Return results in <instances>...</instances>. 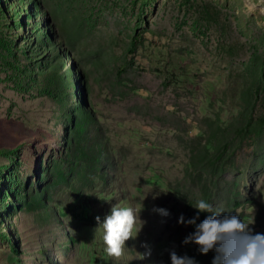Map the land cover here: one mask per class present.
Here are the masks:
<instances>
[{
	"label": "rangeland",
	"instance_id": "rangeland-1",
	"mask_svg": "<svg viewBox=\"0 0 264 264\" xmlns=\"http://www.w3.org/2000/svg\"><path fill=\"white\" fill-rule=\"evenodd\" d=\"M199 199L264 233V0H0V264H159Z\"/></svg>",
	"mask_w": 264,
	"mask_h": 264
},
{
	"label": "clouds",
	"instance_id": "clouds-1",
	"mask_svg": "<svg viewBox=\"0 0 264 264\" xmlns=\"http://www.w3.org/2000/svg\"><path fill=\"white\" fill-rule=\"evenodd\" d=\"M192 206L197 210L195 216L185 218L181 214L178 218V223L194 226V231L184 238L183 244L195 243L199 251L205 254L215 250L212 264H264V233H254L251 224L241 219L238 213L214 209L212 204L203 199L197 200ZM141 209L114 203L102 221L99 216L95 218L98 225H102L103 241L110 256L119 257L126 241L134 238L133 230ZM153 211L163 216L169 215L164 208H154ZM200 213L208 215L197 223ZM150 254L149 249L146 255ZM169 254L171 264H194L192 258L180 256L175 250H170Z\"/></svg>",
	"mask_w": 264,
	"mask_h": 264
},
{
	"label": "trees",
	"instance_id": "trees-1",
	"mask_svg": "<svg viewBox=\"0 0 264 264\" xmlns=\"http://www.w3.org/2000/svg\"><path fill=\"white\" fill-rule=\"evenodd\" d=\"M29 14H27L28 16ZM17 24H21V22L19 21V23ZM21 26V25H20ZM46 34V30L45 32H41L39 33V36L47 41V37L45 36ZM135 38H132V44L134 42ZM60 59V58H58ZM57 59V60H58ZM197 213V210L194 209L193 215L195 216ZM208 215L207 213H200L199 216V220H197V223L200 222V220H203L204 217ZM193 231L191 230H186L181 236H179L176 240H170V241H166L165 246H164V250L162 253V261L159 264H171V259H170V250H175L176 253L180 256L183 255H187L188 257L192 258L194 261V264H212L214 255L216 254L215 250H210L208 253H202L199 251V246L195 243H188V244H183L182 241L184 240V238Z\"/></svg>",
	"mask_w": 264,
	"mask_h": 264
}]
</instances>
